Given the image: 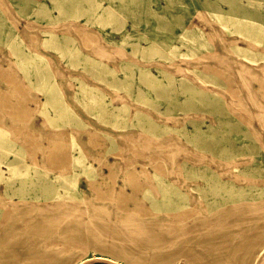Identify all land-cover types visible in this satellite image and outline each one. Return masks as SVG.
Listing matches in <instances>:
<instances>
[{"label": "rangeland", "instance_id": "1", "mask_svg": "<svg viewBox=\"0 0 264 264\" xmlns=\"http://www.w3.org/2000/svg\"><path fill=\"white\" fill-rule=\"evenodd\" d=\"M101 1L118 9L116 19L95 15L94 0L87 11L85 0H0V137L21 149L14 155L0 148V264H264V202H257L264 192V0ZM221 12L255 21L252 35L262 42L251 59L233 52V40L245 45L247 33L224 25L227 15L218 21L214 13ZM195 26L205 31L202 44L177 38ZM127 35L143 45L184 44L164 63L131 51ZM153 62L177 78L158 87V98L145 90L152 101L142 106L134 88L116 89L109 73L135 77L140 66L154 70ZM203 63L214 67V83L186 71ZM176 65L219 100L191 99ZM35 67L53 93L26 78ZM54 95L58 103L46 102ZM114 107L122 108L116 126ZM201 117L203 143L192 121ZM215 141L232 145L220 151ZM65 154L67 165H59L55 157ZM73 173L69 187H59ZM53 185L57 194L45 202ZM186 204L197 210L186 226H167L165 210Z\"/></svg>", "mask_w": 264, "mask_h": 264}, {"label": "bare ground", "instance_id": "2", "mask_svg": "<svg viewBox=\"0 0 264 264\" xmlns=\"http://www.w3.org/2000/svg\"><path fill=\"white\" fill-rule=\"evenodd\" d=\"M53 2H61V0H52ZM88 2L89 6L90 7H83L82 10L83 11H87L88 9H91L92 7V4L89 3L90 1H93V0H85ZM93 7H94V13L95 15L98 14L97 16L98 17H102V18H106L108 19L109 16H111L112 18H115L116 19V16H118V13L116 12V10H118L115 6L112 5V3H109V4H102V1H96L94 0L93 2ZM117 13V14H116ZM214 15L216 16L217 20L218 21H221L222 18H224V15L226 16L227 15V18L225 20V23L224 25H227V23L231 21L232 24L234 25H238L239 28H242L244 29L243 31H246L247 34H242L243 35V38L244 40L246 41V44H239L238 42H236V40H233V46H232V50L233 52L236 53V55H240L241 57L245 58V59H251V55L255 53V49L253 48V45H259L261 44L262 41H257L255 43V38H254V35H252V31L255 29L256 27V23L255 21L251 18V17H234L232 15H229V13L227 12H221V13H214ZM121 31V27L120 28H117V30H115L114 32H119ZM112 32V31H111ZM50 37H52V35H49ZM131 36V35H130ZM130 36L127 35L126 36V41L125 43L127 44V46H130L131 48V51L137 53L139 52L140 55L142 57H145V56H148L149 58H153V57H156V58H159V59H162L164 60V57H167L166 55L171 53V52H174V51H178L182 45L184 43H175V42H172V41H168L166 39H162V40H157V39H153V40H150L148 43H146L145 45L141 44L140 42H134L130 39ZM177 38H179V40H182V41H189L190 43H199V44H202L203 41L206 40V34H205V31L199 27V26H195L193 29H187L185 28V30L182 32V33H179L176 35ZM175 36V37H176ZM134 53V55H135ZM180 55H187L186 52H182L180 51L179 52ZM24 61V60H22ZM165 61V60H164ZM164 63H170V62H167L165 61ZM37 64V63H35ZM152 67H154L155 69L152 70L150 69L149 67H145V66H140L139 67V73L136 74V76L132 77V76H125L124 79L120 78L118 76V72L114 71L112 73H109L112 80L115 81L117 84H116V89H126L127 92L128 90L131 91L132 88H134L135 90V94L132 96V98L136 101H138V103L142 106L144 105H147L149 104V102H151L152 100L149 99L146 94H145V90H148L150 91L155 98H158L160 95L158 94V87H165L166 86V83H169V82H172V80L174 79H177L175 77V74L171 71H169V68L165 65V64H160V63H157V62H153V63H150ZM170 66V65H168ZM3 69H6V68H3ZM181 67L179 65H176L175 66V70L176 72L179 73V77L181 80H184L186 82V86H185V90L187 89V91H190V95L189 97L191 99H193L195 102H203V100L205 101H208L210 103H213V102H217L219 100V94L217 91H214L212 90L213 92L212 93H209V91L205 88H196L194 86L193 83L189 82V80L183 76V74L181 73ZM214 67L212 65H209L207 63H203V68H196V67H190V68H186V71L188 73H190L193 77H196V78H199L201 81H206V82H209V83H214V80L213 78L210 76L211 73L209 71L213 70ZM1 71H3L1 69ZM155 71V72H154ZM206 71V72H205ZM105 72H110L109 69H105ZM203 75L206 76V79L205 80L203 77ZM26 78L31 81H35V85L37 86V88H39L40 92L43 93V94H46L48 95L47 93L49 92L48 90V87L50 85L46 84L45 81H44V76L43 74L40 72V70H38L36 67L34 69V72H33V76L32 77H28L26 76ZM7 81H9L7 79ZM53 83L51 82V85ZM17 86L20 87V89H22V86L20 84H17ZM2 91V90H1ZM118 91V90H117ZM49 93H53V92H49ZM57 93V92H56ZM58 94V93H57ZM129 94V92H128ZM53 95V94H52ZM51 96V95H50ZM131 96V95H130ZM1 97H5L4 95H1L0 94V98ZM57 98L56 100V103L59 102V98L57 95H54L53 97L49 98L47 97L46 98V102L50 103L51 105H54L55 104V99ZM53 101V102H52ZM44 103V102H43ZM53 103V104H52ZM59 106H62V104L59 103ZM31 106H28V109H30ZM99 108H101L99 106ZM116 113H112V116H113V121L111 122V124L113 126H116L118 123H119V119L122 118L121 116V109L122 108H117V107H114ZM197 111V110H195ZM105 113L104 110H102V113ZM203 114H206V113H203ZM220 120V119H219ZM148 121L150 125H152V122H154L153 118L149 117L148 116ZM191 121V120H190ZM193 122H198L194 125V128H195V133H194V137L196 140H198L200 143H203L205 142V139H204V136L201 135L200 133H202L200 131V125L201 124H205V120L203 119V117L201 118H195L194 120H192ZM221 122V120L219 121ZM151 129V127H150ZM150 132L151 135H154L155 133L151 130H147V132ZM4 139L2 137H0V148L4 149L6 152L8 153H13L14 155L19 154V151H21L20 148H13L12 145H2L4 143ZM214 142V141H213ZM215 143H222V144H219L220 145V151H223L226 149V147L228 146H231L232 145V141H226L225 143L223 142H220V141H215ZM56 146V145H55ZM55 149H57L58 147H54ZM56 152H58L56 150ZM21 154V153H20ZM68 155L65 154L64 156H56L55 159L57 160V162L59 163V165H67V160H68ZM75 159H78L79 157L78 156H75L74 157ZM76 161V160H75ZM201 168V167H199ZM84 170H85V173L88 174V175H91L93 173V170H94V167L90 164H86L85 167H84ZM79 173H73V174H65L62 179H61V183L59 184V187H63L64 189H67V187H69L70 183L76 179V176H78ZM129 178H131V176H129ZM208 184H211V181H208L207 182ZM139 185V184H137ZM136 185V186H137ZM135 186V187H136ZM144 187H148V186H144ZM57 191H58V186H55L53 185L51 187L50 190L47 191V195L48 197H45L44 198V201H49L51 200L52 198H54V196L57 194ZM119 195H122V191H120L118 193ZM251 195H255V194H251ZM257 195L260 199L255 200L254 196H250V202L252 201H257V202H264V192L261 190V191H258L257 192ZM12 208V207H10ZM224 208V207H223ZM193 209V207L191 205H183V206H176L172 211L170 209H166L165 210V215L166 218H170L167 223V226H175L173 228H175L177 230V228L179 229L180 225L182 226L183 223L186 222V216H190L192 215V213L188 214L190 212V210ZM217 209V208H216ZM9 208H7L5 210V212H9ZM145 210L147 211V213H152L153 210H151L149 207H146ZM195 210V209H193ZM126 212H124V216L125 217V221H127V223L131 224V230H134L136 229L138 231V227L137 226H134L136 224H133L130 222V220L126 219V217H128L129 213H130V210H126ZM197 210H195V212L193 214L196 213ZM213 211V210H212ZM217 211V210H216ZM215 211V212H216ZM219 211V210H218ZM223 211V210H222ZM226 211V210H225ZM41 212V211H40ZM221 212V211H220ZM219 212V213H220ZM224 212V211H223ZM227 212V211H226ZM214 213V212H213ZM224 214V213H223ZM228 214V213H227ZM221 215V214H219ZM213 217V216H211ZM216 217V215H215ZM213 217V218H215ZM219 217V216H218ZM207 219V218H206ZM205 218H203V220H206ZM211 219V218H210ZM209 219V220H210ZM208 220V219H207ZM206 220V221H207ZM209 220L207 222H209ZM47 221V220H46ZM205 221V223H207ZM45 223V222H44ZM164 223V222H163ZM47 224V223H46ZM52 224V223H51ZM57 224V223H56ZM67 224V223H66ZM50 226V224H48ZM70 225V224H69ZM82 225V224H81ZM87 226L89 224H86ZM85 225V226H86ZM164 225V224H163ZM162 225V226H163ZM53 226V224H52ZM59 226V225H57ZM80 226V225H79ZM79 226H75L76 228H79ZM94 226V225H93ZM165 227L166 224L164 225ZM171 226V227H172ZM183 226H186V223L185 225ZM182 226V227H183ZM51 227V226H50ZM61 227V226H60ZM169 227V228H171ZM54 228V226L52 227ZM83 228V227H82ZM130 228V227H129ZM141 229H145L143 227H139ZM172 228V229H173ZM57 229V227H56ZM73 229V228H72ZM75 229V228H74ZM89 229V227H88ZM170 229V231H173ZM184 229V228H183ZM78 230V229H76ZM86 230V229H84ZM90 230V229H89ZM168 230V229H167ZM180 230V229H179ZM253 229H248V231H252ZM79 231V230H78ZM82 231V229H81ZM93 231V230H92ZM70 232V231H68ZM67 232V233H68ZM88 232V231H86ZM90 232V231H89ZM172 232V233H173ZM177 232V231H176ZM65 233V234H67ZM76 233V232H75ZM91 233V232H90ZM169 233V231H168ZM171 233V232H170ZM71 232L68 234L70 235ZM78 235V233H76ZM81 233H79L80 235ZM88 234V233H87ZM92 234V233H91ZM177 234V233H176ZM175 233H173V235H176ZM63 235V234H61ZM90 235V234H89ZM172 235V234H171ZM170 236V235H169ZM45 238V236H43ZM48 237V236H47ZM52 237V236H51ZM55 237V236H54ZM65 237V236H64ZM73 237V236H70V238ZM128 237H133L131 235H128ZM179 237V235H178ZM39 238V237H38ZM37 238V239H38ZM50 238V237H49ZM60 238V237H59ZM78 238V237H76ZM36 239V240H37ZM48 239V238H47ZM53 239V238H52ZM55 239V238H54ZM89 241H90V238H88ZM94 239V238H93ZM139 239V238H138ZM39 240V239H38ZM41 240V239H40ZM39 240V241H40ZM59 240V239H57ZM62 240V239H61ZM66 240V238H65ZM71 240V239H69ZM75 240V239H74ZM35 242V240H33ZM32 241V242H33ZM54 241V240H53ZM51 241V242H53ZM63 241V240H62ZM82 241V240H81ZM48 242V241H47ZM56 242V241H55ZM66 242V241H65ZM68 242V241H67ZM46 243V241H45ZM60 243V242H59ZM75 243V242H74ZM84 243V242H83ZM171 243V242H170ZM173 243V242H172ZM33 244V243H32ZM51 244V243H50ZM55 244V243H54ZM58 244V243H57ZM61 244V243H60ZM69 244V242H68ZM67 244V245H68ZM72 244V243H70ZM69 244V246H70ZM76 244V243H75ZM85 244V243H84ZM49 245V244H48ZM74 246V244H72ZM39 246V245H38ZM43 246H44V243H43ZM50 246V245H49ZM62 246V245H61ZM66 246V245H63V247ZM79 246V244H78ZM83 246V244H82ZM33 247V246H32ZM45 247H48L46 244L44 246ZM54 247V246H53ZM56 247V245H55ZM59 247V246H58ZM68 247V246H67ZM37 248V247H36ZM52 248V247H51ZM69 248V247H68ZM71 248V247H70ZM162 248V247H161ZM160 248V249H161ZM46 249V248H45ZM44 249V250H45ZM64 249V248H63ZM67 248H65L64 250H66ZM159 249V250H160ZM164 249V248H163ZM62 250V249H61ZM60 250V251H61ZM140 250V248H139ZM166 250V249H165ZM168 250V249H167ZM59 251V250H58ZM147 251V250H146ZM57 252V251H55ZM154 252V251H153ZM160 252V251H159ZM143 254H146V253H143ZM156 256H159L158 252L154 253L152 257H156Z\"/></svg>", "mask_w": 264, "mask_h": 264}, {"label": "crops", "instance_id": "3", "mask_svg": "<svg viewBox=\"0 0 264 264\" xmlns=\"http://www.w3.org/2000/svg\"><path fill=\"white\" fill-rule=\"evenodd\" d=\"M13 13H15V14H17V12L16 11H12ZM55 14H57L56 12L54 13V15ZM56 16V15H55ZM52 56H54V55H52ZM50 57H51V55H50ZM50 57H48V58H50ZM82 117V116H81ZM36 121H37V119H36ZM4 124H5V126H8L9 124H10V120L9 119H7V118H5V122H3Z\"/></svg>", "mask_w": 264, "mask_h": 264}]
</instances>
